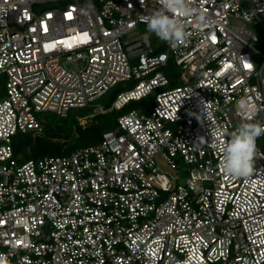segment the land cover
Segmentation results:
<instances>
[{"label":"built area","instance_id":"built-area-1","mask_svg":"<svg viewBox=\"0 0 264 264\" xmlns=\"http://www.w3.org/2000/svg\"><path fill=\"white\" fill-rule=\"evenodd\" d=\"M190 6L186 41L161 51L152 32L129 38L161 0H0V254L9 264H264V135L251 177L220 167L222 146L249 122L241 99L264 126V0ZM172 59L174 87L164 71ZM120 83L111 108L95 113L153 93L155 103L119 116L96 145L17 159L14 137L42 131L41 114L92 107Z\"/></svg>","mask_w":264,"mask_h":264},{"label":"trees","instance_id":"trees-1","mask_svg":"<svg viewBox=\"0 0 264 264\" xmlns=\"http://www.w3.org/2000/svg\"><path fill=\"white\" fill-rule=\"evenodd\" d=\"M178 69L172 59L164 70L170 78V87L179 84ZM123 87L120 83L102 99L105 109L111 108ZM153 101L150 95L140 101L130 102L121 110L114 109L106 113H95L93 107H86L72 109L65 117L47 114L42 131L19 133L14 137L15 155L20 162H25L46 156L66 155L79 148L96 145L101 142L104 132L117 128L119 116L133 110L135 106L147 111L154 104Z\"/></svg>","mask_w":264,"mask_h":264},{"label":"clouds","instance_id":"clouds-1","mask_svg":"<svg viewBox=\"0 0 264 264\" xmlns=\"http://www.w3.org/2000/svg\"><path fill=\"white\" fill-rule=\"evenodd\" d=\"M162 9L141 19L149 32L154 33L161 41L171 47H176L186 41L188 33L182 17H191L195 10L190 6V0H161ZM199 23H205L203 12L197 16ZM251 100L241 99L238 108L245 113V120L237 130L231 133L230 139L222 146L223 156L220 167L225 175L235 178L252 176L253 161L257 150V138L264 135V126L252 123L253 109ZM222 137L224 133L216 129L213 133ZM0 264H9L7 256L0 254Z\"/></svg>","mask_w":264,"mask_h":264},{"label":"rangeland","instance_id":"rangeland-1","mask_svg":"<svg viewBox=\"0 0 264 264\" xmlns=\"http://www.w3.org/2000/svg\"><path fill=\"white\" fill-rule=\"evenodd\" d=\"M249 28H250V30H252L253 32H255L258 35H261L262 34V28L260 26H258V25H250ZM147 31L148 30H147V28L145 26H141L135 32H133L132 34H130L129 35V38L138 36L139 34L145 33ZM150 41H152V44H153V46L155 48H160L161 51H168V43L161 41L155 34H153L151 36V40ZM122 84H123V86L125 85V83H122ZM126 84L127 85H131L132 83L131 82H126ZM105 96H103L101 99H99L98 101H96L97 103H95L92 107L95 109V108L99 107L98 106L99 104L102 105L103 102H101V101H102V99ZM152 97H153V100H155V93H153ZM153 103H155V101H153ZM151 106H153V105H151ZM133 109L141 110V108H137L136 106ZM47 114H51V113L41 114V117H44L45 120H46V115ZM52 114H56V113H52ZM60 117H63V116H60ZM262 142H263L262 139L257 138V142H256L257 144H262Z\"/></svg>","mask_w":264,"mask_h":264},{"label":"snow or ice","instance_id":"snow-or-ice-1","mask_svg":"<svg viewBox=\"0 0 264 264\" xmlns=\"http://www.w3.org/2000/svg\"><path fill=\"white\" fill-rule=\"evenodd\" d=\"M245 67H250V65H247V64H246Z\"/></svg>","mask_w":264,"mask_h":264}]
</instances>
